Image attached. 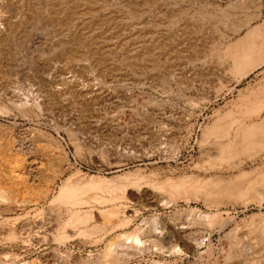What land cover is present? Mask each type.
Listing matches in <instances>:
<instances>
[{
  "label": "rangeland",
  "instance_id": "1",
  "mask_svg": "<svg viewBox=\"0 0 264 264\" xmlns=\"http://www.w3.org/2000/svg\"><path fill=\"white\" fill-rule=\"evenodd\" d=\"M237 44L264 60V0H0V264H100L137 233L149 249L119 264H264V146L219 159L202 138L264 119V65L238 80ZM192 182L256 194L163 189ZM65 183L83 200H57ZM73 208L107 233L63 230Z\"/></svg>",
  "mask_w": 264,
  "mask_h": 264
},
{
  "label": "bare ground",
  "instance_id": "2",
  "mask_svg": "<svg viewBox=\"0 0 264 264\" xmlns=\"http://www.w3.org/2000/svg\"><path fill=\"white\" fill-rule=\"evenodd\" d=\"M38 1H40V3L42 5L45 4L46 6H48L52 3L53 0H38ZM53 4H56V3H53ZM50 10H52V9H50ZM76 14L77 13H75V15ZM12 16H13V14H12ZM44 17L46 18V16H44ZM18 19H20V18H18ZM37 19H39V17ZM14 20H16V19H14ZM41 20H42V18H41ZM262 49L264 50L263 46H262ZM254 50H255L254 44H252V45L246 44V46H241V45L237 44L235 51L230 55V57L232 59H234V61H235L232 65V67H233L235 73L237 74L236 77L238 78V80H241V79L247 77L249 74H251L252 72L257 70L258 68H260L262 65H264V60L262 59L263 56H255ZM243 51H247V53L243 54ZM251 58H254L255 60L250 62ZM23 105L25 106V103ZM19 106L21 107L22 110H26V108L22 107V105H19ZM261 109H263V111H264V106ZM231 123H233V122H231ZM231 127L233 128V124L227 125V124H225V121H223L222 123L218 122L217 124H214L213 126L208 127L204 131V134L202 137L203 142L204 143L205 142L211 143V144H214L216 146L215 147L217 150L216 156L219 159L234 158V157L239 156L243 153H247V154L253 153L254 149H257L258 147L260 148L261 146H264V119L262 122H259V123L257 122V123L239 125V128L237 129L236 133L234 132L235 133L234 135L231 133L232 130L231 131L229 130V128H231ZM223 137H225V138H223ZM221 138H223L225 140L227 139L228 141L226 143H222L219 141V139H221ZM20 150L23 151V153L25 151H26V153L28 151L31 152L30 151L31 148H29V147L25 148V146H22ZM21 151H19V152H21ZM204 151H206V150H204ZM34 154H35L34 161L37 162L36 167H37V165L40 166L39 164H42L43 163L42 161H44V156H43V154L36 153V152H33V155ZM31 155H29V156H31ZM33 155L31 157H33ZM21 163H23L22 159H21V161L19 160L17 162V164H21ZM30 168H32V167H30ZM17 169H18L17 166H13V167H9V168L7 167V169H5V170L3 169L4 175L7 176L6 179L8 178L10 180L11 179L12 180H20L21 176H19L17 174V171H18ZM40 169H41V167H40ZM119 179H120V177L113 178L111 180H106V179L100 180L99 179L98 183H101L103 186H109L111 184L117 185V184H120L119 182L117 183V181H119ZM180 185H181V187H180ZM183 185L184 184H182V183H177L174 185H167L163 189L168 191L169 193H171L173 196H177L178 194H181L182 192H187V194H191L194 196H204L205 198H207L209 200V202H212V203H219L225 197H230L231 195H235V194L240 195L244 198H246L252 194H256L254 192V189L252 186L249 189L244 190L243 188H240V186H238L239 185L238 183H237V186H235L234 184L231 186L234 189L232 192H230V188L227 185H222L221 183H218V182H210V183H202V182H194L193 183L192 182V183L186 184L187 186H183ZM184 187H188V188L183 190ZM116 191L121 192L122 188H120V186L118 185L113 190V192H116ZM85 193H86L85 187H82L80 185L72 187V186L68 185L67 183H65L62 186V188L60 189L59 193L57 194L56 199L59 201L66 202V203L70 202V203L75 204V203L83 200ZM259 196H260V194H259ZM0 198H3V197L0 195ZM195 213H196L195 210H192V209L190 210V214H195ZM197 215H199V214H197ZM172 219L173 220L176 219V215H173ZM209 219H210V215H206L201 219L194 220V222L196 224H200V225L205 226L207 224L205 222L209 221ZM90 220H91V218H90L89 214H82L80 211L73 208L71 210L70 218L68 219V221L65 222V224L63 225L62 228L64 230L68 227H71V228H74L77 230H81V235H85V236H88V235L91 236L94 234L105 233L106 228L100 229L98 227H92L91 228L90 226H88V223L90 222ZM153 222L156 223V220ZM106 233H107V231H106ZM141 235L142 234L137 233L133 236H127L125 238V240H122V237H119L117 239H112L115 241L114 242L112 241V243L109 245V247L104 252L102 257L98 260L99 263L100 264H119L122 260L130 258L134 252H141L143 250L145 251V249H149V248H147L146 241L144 240L145 238H143L142 237L143 235L142 236ZM56 239L58 242H66L69 239V236L64 231H61L60 233H58V236ZM126 241H129V242L126 243ZM204 241H205L204 237L201 241L195 240L194 243L197 242L196 247L195 246L192 247L190 249V251L187 250V253L188 252L190 253L191 251H193L192 249L196 250V249H199L200 247H202V245L204 244ZM178 246H179V244H178ZM148 247H149V245H148ZM176 247H174V252L177 250V249L175 250ZM179 247H181V246H179ZM179 247H177L178 248L177 252H180V254H182L183 250L181 251L179 249ZM161 250H162V248H161ZM170 252L172 254V251H170ZM185 252H186V250H185ZM254 264H257V263H254Z\"/></svg>",
  "mask_w": 264,
  "mask_h": 264
},
{
  "label": "crops",
  "instance_id": "3",
  "mask_svg": "<svg viewBox=\"0 0 264 264\" xmlns=\"http://www.w3.org/2000/svg\"><path fill=\"white\" fill-rule=\"evenodd\" d=\"M246 33H247V31H246ZM249 76V75H248ZM264 79V78H263Z\"/></svg>",
  "mask_w": 264,
  "mask_h": 264
}]
</instances>
